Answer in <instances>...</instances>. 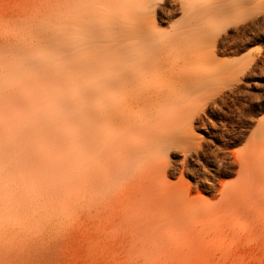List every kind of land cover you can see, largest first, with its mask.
<instances>
[{"label":"rangeland","instance_id":"obj_1","mask_svg":"<svg viewBox=\"0 0 264 264\" xmlns=\"http://www.w3.org/2000/svg\"><path fill=\"white\" fill-rule=\"evenodd\" d=\"M128 1L131 6L125 4L121 19L146 22L148 35L123 45L137 50L150 44L145 49L170 57L171 64L165 59L149 72L183 74L186 85L174 75L137 79L126 89L154 87L166 92V99L120 101L119 119L114 120L101 118L110 109L101 103L111 106L114 101L97 99L98 91L92 90L97 80H90L88 94L76 99L82 103L76 121L86 130L95 125L85 152L88 163L103 171L92 177L72 182L24 178L13 159L17 152L0 149V264H264V202L229 206L222 199L253 182L264 197V0H197L191 8L181 7L182 0H154L153 22L148 19L153 13L144 15L147 0ZM82 7L66 0H0V59L17 57L19 46H37L52 29L78 17L97 23L83 36L82 48L93 49L92 58L84 61L109 50L115 54L120 32L99 24L104 8ZM229 14L237 17L216 29L215 22ZM118 16L113 12L108 17ZM94 36L101 39L96 42ZM105 39L112 45H103L109 42ZM74 52L67 49L61 58ZM141 55L133 61H143ZM5 71L0 66V77ZM38 76L37 84L43 81ZM114 88L123 89L104 91L116 94ZM131 120L139 127L128 124ZM246 159L247 171L240 168ZM152 162L161 164V171L166 165L167 174L151 175ZM16 178L32 181L24 186Z\"/></svg>","mask_w":264,"mask_h":264},{"label":"bare ground","instance_id":"obj_2","mask_svg":"<svg viewBox=\"0 0 264 264\" xmlns=\"http://www.w3.org/2000/svg\"><path fill=\"white\" fill-rule=\"evenodd\" d=\"M66 1L69 2V5L71 7H75V8L79 6H83V7L88 6L87 8H89L90 5H95V6L97 5L98 8L101 7L102 10L104 8L107 18H103L106 16V15L104 16V14L100 15V17H97L98 21L101 22L99 24L105 25L106 29L109 28V26L111 27L113 26L112 31L116 29L118 30V32H120V34L122 32V34L121 35L119 34L114 39L115 40L114 44H117L115 54H111L110 50L109 52H107V54L101 52L103 54L99 53L98 56L101 57L102 59H100L99 57H96L95 59L94 57L93 59H91L90 62L89 61L85 62L87 60L85 59V57H88V55L90 57V54L93 51V49L87 48V50H85L82 48V45L84 44L85 40H87L85 37L83 38V36L94 28L93 27L94 24L92 25L90 24V22H82L79 19V17L76 18L74 21L71 18L69 20L70 22L67 24L68 26L66 25L63 28L59 27L57 29H52V31L49 32L48 36L44 38V40L40 39L42 41H40L37 46H33L32 44L29 45L23 44L22 46H19L17 48V50L20 51V54L17 55V57H14L13 59L10 60L0 59V66L5 67L6 70L5 72H3L4 73L3 76L0 77V149H3L5 151L17 152L18 154L17 157H13V159L14 161L17 160L15 163L18 166V168L25 171L24 178H31L32 176H34L38 181H42V179H47V180H52L54 182L57 181L58 179H64V180H68V182H72L76 179H82L84 177L85 178L92 177V175L98 173L97 170L103 171L102 168L97 169V167H94L90 163H88L90 158L89 153L85 152V150H87L88 148L89 141L96 134V132H94L95 130H93L95 125L93 124L91 125L92 130H86L85 125L84 126L82 125V127H80L76 121L77 120L76 118H78V115L80 118V114L82 112L81 110L82 103L77 102L76 99L85 98L84 94L85 93L88 94L87 92H89L88 91L89 89L86 88V84L88 85L90 83V80H94V81L97 80L95 81L97 83L92 85L94 86L92 90L94 89L99 93V94L97 93L98 95H96L98 97L97 99L100 98V100H103L105 98V100L107 99L108 102L109 100L114 101L111 106L109 103L105 101L101 103L103 108L106 107V104L108 105V107H110V109L105 111L103 115H100L101 118L105 119L111 117L114 120L119 119L118 117L121 111L120 101L121 102L125 101L126 104L127 102L132 104L143 100L146 101L151 100L150 102L156 100L158 102V99L162 98V96L163 98L166 99V96H164L166 92L165 93H163L162 91L158 92V90H155L154 87H153L154 89L152 88L149 91H144V92L136 89H134V91H131L130 89L129 90L126 89L127 86H129L130 83L132 84V82H134L135 80L139 79L140 81L142 79L143 81H145L147 79L157 80L159 78H173L174 75V78H176V80L177 78L179 79L178 83L179 81L182 80L181 83L183 84V86L186 83V82L183 83V81L187 80L183 78L184 76L183 74H181L183 76L178 74L179 77H177L175 76L176 73L174 74L173 72H169L167 70L162 74H160L159 72L160 74V75L158 74L159 76H156L152 72H149L150 69L152 70V68L156 67L161 62L163 63V60L164 61L167 60L166 62L168 63V65L169 63L171 64V62L168 61L170 60V57L165 58L164 56L163 59L161 53H157L154 51L150 52L149 51L150 49L147 48L150 47V44L149 46L146 47L142 45L144 47L143 48L144 51L142 52L143 61L137 63L133 61L136 59V56L142 54L140 53L142 51L140 47L142 46L136 47L137 48L136 50L131 46H124L123 45L124 41H126L129 38L139 37V36L141 37L143 36V38H146L148 32L147 33L145 32V25H146V22H144L145 20H141V22H144V24L139 23L135 20L134 23L137 24H129V23L127 24L126 22L125 23L123 22V19H121V16L124 14V12H126L127 9V7L125 8V4L127 3L128 5H130L129 3L131 1L128 0H66ZM194 1L197 0H182L181 7H186L187 5H189L191 8L192 5L190 4L191 3L194 4L195 3ZM146 2L147 4L145 5V10L147 9V12L150 13H147L144 10L147 13L146 14L144 12L145 13L144 15H150L153 13L152 17L148 18V19L151 18L153 22L155 18L154 13L157 4H155L154 0H147ZM161 2H166V0H159V3ZM158 5L160 6V4ZM184 10H186V8H184ZM113 12H116L117 14L119 13L118 17H112L114 22L112 21L111 17L110 18L108 17L111 16ZM212 13L214 16L217 15L221 16L220 12L212 11ZM90 14L91 13H89L88 15ZM93 14L96 15V13H92L91 15ZM235 17L237 16L232 14L222 15V17H220V19H218L215 22L217 26L216 29L219 28V26L222 28L228 26ZM120 19L122 20V22ZM111 22L113 24L110 25ZM127 26L130 27L128 29H125V27ZM146 26H148V24ZM98 36L97 37L94 36V38L95 37L97 38L96 42H98V40L101 39V36L99 38ZM151 36L150 37L152 39L153 35ZM102 38H104V36ZM105 40L107 42L109 41L108 39ZM45 41L47 42L44 43ZM112 41L113 40H110L108 43H104L103 45L106 44L112 45ZM147 43L145 45H148ZM177 43L179 44V42ZM138 48L141 50L140 52ZM67 49H73L75 50V52L71 54L70 58H66L64 56V58L62 59L61 54L63 55L64 51H66ZM145 50L149 52H145ZM164 53L166 55L167 52ZM55 54L59 55L58 56L59 58H57ZM103 55L106 58L103 59L102 57ZM157 55L160 57L157 58ZM46 59H49L50 61L52 60L56 62V64L53 65L48 61H46ZM187 59L188 58H186V60ZM188 60H190V58ZM130 61L131 62L133 61V63H129ZM125 62H127L128 64ZM164 64L166 63L164 62ZM26 65L28 67H26ZM173 66L174 68L172 66L170 67V69L172 68V70L170 71H173L175 69V65ZM166 67L168 68L169 66ZM182 67L179 68L182 69ZM103 69L104 71L106 70L105 74ZM96 70H101L102 73L100 74L99 72H95ZM143 71L145 72L146 75L143 74L144 77L142 75L141 78V74ZM188 72L189 71H187V73ZM34 73H36V75L33 76ZM187 73L185 74L188 75ZM37 76L38 78L43 79V81H41L38 84L35 83L36 80L34 79ZM26 78H29V80H27ZM97 84L100 85L95 86ZM110 87L111 88L120 87L121 89L122 88L123 89L119 91L117 88L118 90L117 91L114 88L113 90L117 92L116 94L111 93L112 95L111 96L109 95L110 93L108 94L105 93L106 91H104V89L110 90L109 89ZM138 89L140 88L138 87ZM78 109H80L81 112ZM112 110H114V113H112ZM130 123H132V126L135 129L139 127V125L134 124L133 120H131L128 124ZM141 128L147 130L148 127L143 126ZM128 144L130 143L128 142ZM159 149L160 150H157L158 152L161 151V148ZM33 153H38L39 155L37 156V158L39 159H36ZM247 159L244 161L242 160L240 161V165H241L240 168L246 171L249 167V162H250L247 161ZM87 165H88V169L86 168ZM150 166L151 167L149 171H151V175L161 171L160 169L161 164L159 165V163L157 162H152ZM165 167L164 166L162 167L161 172L162 173L165 172L164 174H167ZM81 169H83V171ZM16 180L24 184V186L30 184L29 183L30 180L32 181V179H29L28 181H24L21 178H16ZM148 182L150 181H147L146 184H148ZM251 185L252 184L250 183V186L248 184V188L241 187L239 188V190L233 191L228 195L225 196L223 195L222 198L223 202H225L227 205L229 204V206L230 203H232V205L242 203L241 205L245 206V204L254 201L264 202V197L262 196L263 194H259L257 190H255V188L253 187L255 186L254 182H253V186ZM249 212L245 213L244 211L245 214H249ZM256 215L257 214L254 213L252 216L256 217ZM254 230L255 229L253 228V231Z\"/></svg>","mask_w":264,"mask_h":264}]
</instances>
